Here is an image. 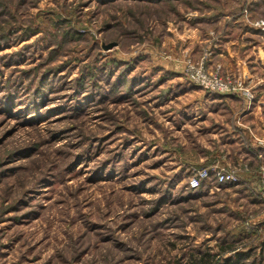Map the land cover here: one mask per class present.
I'll return each instance as SVG.
<instances>
[{
	"label": "rangeland",
	"instance_id": "obj_1",
	"mask_svg": "<svg viewBox=\"0 0 264 264\" xmlns=\"http://www.w3.org/2000/svg\"><path fill=\"white\" fill-rule=\"evenodd\" d=\"M260 18L264 0H0V264H183L231 242L264 264ZM216 165L238 181L188 186Z\"/></svg>",
	"mask_w": 264,
	"mask_h": 264
},
{
	"label": "built area",
	"instance_id": "obj_2",
	"mask_svg": "<svg viewBox=\"0 0 264 264\" xmlns=\"http://www.w3.org/2000/svg\"><path fill=\"white\" fill-rule=\"evenodd\" d=\"M253 25L259 29L260 31L264 32V19L260 18L256 21H254ZM207 55V53L204 54ZM189 59V58H188ZM192 65L189 66V71L191 72V77L194 79V82L199 86L206 88L210 91H217L221 93H242L248 95L249 103L250 100L254 98L253 94L249 92L246 87L238 86L236 87L231 83V81H224L221 78H217L215 75L213 76V79H210L208 76L205 75V72L202 71H194L192 69ZM193 174L189 177L187 180V184L191 188H198L200 187V184L202 180L209 179L212 175L213 182L214 183H226V184H232L238 181L239 175L238 170L236 167H230V166H214L212 168H208L206 166H201L196 169H193Z\"/></svg>",
	"mask_w": 264,
	"mask_h": 264
},
{
	"label": "trees",
	"instance_id": "obj_3",
	"mask_svg": "<svg viewBox=\"0 0 264 264\" xmlns=\"http://www.w3.org/2000/svg\"><path fill=\"white\" fill-rule=\"evenodd\" d=\"M104 1L105 0H102V2ZM254 30L257 33L260 32L264 34L262 31H260L257 28H254ZM233 245L234 244L232 242L226 245H220L219 252L217 253L212 252L210 250L209 251L204 250V252L193 251L192 253H190L189 257L183 264H254L253 259H250L251 248H249L248 250H240ZM227 251H230V255L228 256L223 255Z\"/></svg>",
	"mask_w": 264,
	"mask_h": 264
},
{
	"label": "crops",
	"instance_id": "obj_4",
	"mask_svg": "<svg viewBox=\"0 0 264 264\" xmlns=\"http://www.w3.org/2000/svg\"><path fill=\"white\" fill-rule=\"evenodd\" d=\"M253 28H256L254 25H253ZM259 34V33H258ZM258 34H257V36H258ZM254 48H256V46H254V45H252ZM257 50H258V52L256 53V55H255V57H254V62H256L259 58H260V60H262V56H261V54H262V51H261V47L259 46L258 48H257ZM249 55V54H248ZM239 61L241 62V72H242V75L244 76H255L256 77V72L255 71H249V68H248V65H247V62H246V60H245V57L244 58H242V59H239ZM264 62V61H263ZM257 64H258V61L256 62ZM260 79H263L262 77L260 78ZM247 109V108H246ZM245 112H246V110H245ZM261 153L263 152L264 153V147H262L261 148ZM258 154H260V152L258 153ZM260 156H262L261 154L260 155H258V157H260ZM207 180V179H206ZM211 190H212V186H211Z\"/></svg>",
	"mask_w": 264,
	"mask_h": 264
},
{
	"label": "water",
	"instance_id": "obj_5",
	"mask_svg": "<svg viewBox=\"0 0 264 264\" xmlns=\"http://www.w3.org/2000/svg\"><path fill=\"white\" fill-rule=\"evenodd\" d=\"M111 45H112V43H109V44H108V46H111Z\"/></svg>",
	"mask_w": 264,
	"mask_h": 264
}]
</instances>
